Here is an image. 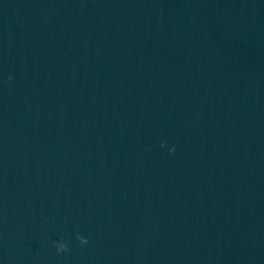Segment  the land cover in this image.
Masks as SVG:
<instances>
[{"label":"water","instance_id":"1","mask_svg":"<svg viewBox=\"0 0 264 264\" xmlns=\"http://www.w3.org/2000/svg\"><path fill=\"white\" fill-rule=\"evenodd\" d=\"M0 264H264V0H0Z\"/></svg>","mask_w":264,"mask_h":264},{"label":"clouds","instance_id":"2","mask_svg":"<svg viewBox=\"0 0 264 264\" xmlns=\"http://www.w3.org/2000/svg\"><path fill=\"white\" fill-rule=\"evenodd\" d=\"M174 150V149H173ZM78 239L80 240V242H81V244H86L88 241L85 239V238H83V237H79L78 236ZM57 250L58 251H67L68 250V248H67V245L66 244H64V243H59L58 244V246H57Z\"/></svg>","mask_w":264,"mask_h":264}]
</instances>
